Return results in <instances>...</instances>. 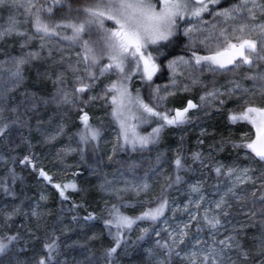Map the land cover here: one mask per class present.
<instances>
[{
    "label": "rangeland",
    "instance_id": "obj_1",
    "mask_svg": "<svg viewBox=\"0 0 264 264\" xmlns=\"http://www.w3.org/2000/svg\"><path fill=\"white\" fill-rule=\"evenodd\" d=\"M43 1V4L49 2ZM26 2L27 0L24 1ZM95 2L96 0L91 5ZM238 2L239 0L234 4ZM260 2L261 0H257V4ZM229 6L222 3L217 7ZM256 12L254 9L255 19L247 20L249 26L264 23V19L259 18ZM82 14L84 18V13ZM240 16L247 18V11L240 13L236 20L229 21L240 24ZM215 19L217 17L205 13L203 22L194 19L178 22L176 35L184 39L183 46L187 47V51L169 60L184 56L191 61L192 66L178 63L173 70L167 67L169 60H165L163 66L169 87L180 91V87L182 88L179 96L185 97L184 103L174 109L168 107L165 104L167 90L162 86L154 87L155 103L163 109L160 112H166L170 118L177 109L185 108L188 101L198 107L189 110L188 119L183 124H165L154 137V142L144 147L137 144L135 148L130 145L121 147L122 141L117 139L120 127L111 115L113 106L110 97L113 93L104 96L105 86L116 81L117 76L114 73L106 74L86 94H73V88L77 86L74 77L84 75V63L81 61L76 64L77 53L81 52L79 45L63 39L64 36L72 35L71 29H59L61 36L45 37L43 41L36 37L38 44L46 46L57 42L54 54L67 53L80 69L79 73L69 69L65 71L67 78L64 76V87L70 93L69 99L85 108L89 124L100 130V136L97 140H92L96 154L91 153V159L87 157V163L80 164L77 159L83 155L86 144L80 141L79 135L83 129L80 120L83 113L78 114L79 127L75 128L71 124L73 117L69 112V106L73 103L57 107L51 102L60 87L53 80L60 72L50 75L49 81L54 88L49 90L48 96H41L43 92L34 90L26 94L22 100L24 103L17 107V114H22V123L11 125L8 143L0 144V147L8 150V154L0 153V239L7 243V237H19L0 253V264H37L41 258H45L47 264H190L188 257L192 252L198 254L197 264H202V255L209 248H215L218 253L223 249L222 264H232L233 261L236 264H264V255H261L264 251V211L257 209L255 205L256 196H264V162L249 158L245 149L232 146L233 141L240 143L245 134L254 135L252 127L245 122L230 124L228 121L229 113L241 111L245 106L244 101H247L242 98L238 100L237 94L246 96L248 100L262 96L261 84L264 81L248 77L264 74V65L256 61L258 67L241 65L233 68L229 65L227 69L216 68L214 71H210L206 64L196 66L192 59L193 51L198 55L210 54H203L202 49L198 52L197 34L205 31L207 25ZM192 24H198L201 29L189 34L195 41L194 45L189 36L184 35V29ZM104 26L112 28L115 25L112 21L105 20ZM16 28L22 31L19 24H16ZM101 35L102 30L93 25L90 38L98 40ZM256 36H259L258 32ZM84 39H89L88 33L84 34ZM102 63H107V59ZM193 73L203 74L208 81L195 86L191 82ZM142 80L140 74H137L128 81V88L133 96L139 94L138 87ZM236 83L240 84L241 89L233 94V104L221 106L217 99L207 97V93L218 89L225 94L219 99L227 102L228 90ZM243 89L250 91L244 93ZM98 90L102 93L100 97L97 96ZM32 94L49 103L38 102L35 109L26 110V105L31 106L29 98ZM90 96L98 97L99 101L95 99L84 104L83 101ZM201 97H206L207 102L202 101ZM262 100V104L255 105L264 106V99ZM10 109L9 106L5 108L4 115L15 118ZM38 110L41 111L40 114L37 113ZM136 114L140 115V112ZM62 117L68 120L67 127H62V130L65 128L64 133L57 131L60 126L57 120ZM128 123L135 127L139 136H149L154 128L164 122L157 117H148L146 120L129 119ZM175 133L179 137L175 138ZM175 139L179 140L176 142ZM64 142L65 145L62 146ZM197 153L199 159H194V154ZM113 154L118 160L112 161ZM25 157H29L31 163H21ZM177 158L183 164L180 169L175 165ZM217 167L222 169L220 174L215 171ZM230 168L236 171L228 175ZM242 169L249 171L245 174ZM41 170L51 177V181L40 175ZM177 176L181 180L177 183V190L168 196L163 214L156 220L136 219L159 205L156 203L153 207L151 204L161 191L169 188L171 181L176 180ZM57 184L62 188L66 184H74L75 188L65 189L67 199H64L60 195V189L55 187ZM194 185L199 188L197 192L192 191ZM221 197L227 203L223 209H217L216 202ZM197 202L199 208L196 207ZM113 205H117L120 212L134 219L135 223L131 229L122 233L120 246L108 257L107 250L116 246V229L105 223L111 218L109 211ZM33 210L36 215H33ZM225 210L227 215L223 214ZM206 213L209 217L216 216L220 220L215 229L206 226ZM89 216L93 218L88 219ZM185 225L188 227L185 228ZM146 227L150 231L148 234L143 231ZM249 228L252 229L250 234ZM182 232L187 235H182ZM101 234L108 241L107 247L93 250L89 245L91 238H99ZM128 237L133 242L129 249L123 243ZM229 237L232 239L228 240ZM181 239L183 243H179ZM53 240L56 248L51 254L52 258L47 260L49 253L44 245ZM221 240L228 241L231 247L220 245ZM243 253L247 255L244 256Z\"/></svg>",
    "mask_w": 264,
    "mask_h": 264
},
{
    "label": "snow or ice",
    "instance_id": "obj_2",
    "mask_svg": "<svg viewBox=\"0 0 264 264\" xmlns=\"http://www.w3.org/2000/svg\"><path fill=\"white\" fill-rule=\"evenodd\" d=\"M17 2L18 0H0V7L17 5ZM27 3L28 7L26 12L31 17V23L35 29L34 33H30L27 30L18 31L16 28L17 21L10 17L9 27L0 30V40L16 35L25 38L22 46H26L37 36L43 41L45 37L61 36L59 29H71L72 35L64 36L63 39L71 41L72 44L79 45L81 52L77 53L78 60L76 64H79L81 61L84 63V75H75L74 77V82L77 86L73 88V94L89 92L95 85V82L106 74L114 73L117 76L116 81H112L105 86L104 96L107 97L108 93H113L110 97V103L113 106L111 115L120 127V133L117 139L122 141L121 147L130 145L135 148L137 144L144 147L154 142V137L159 134L160 129L165 124H183L188 119L187 113L189 110L198 107L192 101H188L185 108L182 110L177 109L175 115L170 118L166 112L156 111L153 106L144 103L138 93L136 96H133L128 88V81L137 74H140L141 79L151 81L153 76L160 70L161 65L157 61L160 56L165 55L163 48L167 47L176 35L179 21H191L194 19L198 22H203V15L208 13L214 18H223V23L227 24L229 20H236L240 13L247 11L248 17L240 16L239 18L242 22L238 26H232L231 31H229L228 27L213 24L211 30H208V35L199 40V43L204 44L210 54L198 55L193 51L192 59L195 61L196 66L206 64L210 71H214L216 68L227 69L229 65H232L233 68L241 65L255 67L256 61H264V23L252 26H249L247 23V20L255 19L254 9L259 8L264 12V4H257V0H239L238 3L223 8L217 7L223 3V0H96L92 5L75 10L84 13L82 20L74 21L72 19H66L59 22L46 19L45 14L51 17L54 8H62L65 6L68 8V12L71 13L73 8L67 0H49L45 4H40L39 0H27ZM250 4L251 7H249ZM105 20L112 21L115 26L105 28ZM93 25H96L98 29L102 30V35L98 40H92L90 38ZM195 31H201L198 24H192L190 27L184 29V35L189 36V40L193 45L195 41L189 34ZM237 32L240 33L239 36L236 35ZM252 32H258L259 38L251 39ZM85 33L89 34V39H84ZM233 39L236 40L235 43L232 42ZM212 41L215 42L214 46L211 43ZM43 47L44 44L42 43L41 48ZM38 56L39 53L30 51L21 57H13L11 58L13 67L8 69L10 75L7 80L4 79L3 75H0V85H9V87H3L0 90V136H3L9 130L11 125L22 123V114H17V107L9 110L15 118L4 115V104L7 100L6 94L18 87L23 81V66L30 63L31 60L38 58ZM105 58L107 59V63H102ZM178 63L192 66L190 60L185 59L184 56H180L169 60L167 67L175 70V66ZM68 69L74 73L80 72V69L75 64H69ZM39 75L44 77L48 74L45 72ZM248 78L264 81V74H258ZM53 83L60 85V87L51 98V102L55 103L57 107L63 104H74V101L69 99L70 93L64 87L66 83L64 73L58 74L56 79L53 80ZM240 89V84L236 83L232 89L228 90L227 95L231 98ZM158 91L159 89H157ZM249 91V89H243L244 93ZM223 95L225 94L221 93L218 89L207 93V97L217 99L221 106L226 103L225 100L219 99ZM261 95H264V83L261 84ZM97 98L90 96L83 103L87 104L90 100ZM29 99L31 106L28 107L26 105V110L29 111L35 109L38 102L44 104L49 103L48 100L37 97L35 94H32ZM201 100L207 102L206 97H201ZM22 103L24 102L22 101ZM133 109H136V111H133ZM81 112H83V109H81ZM136 112H140V115H137ZM148 117H157L164 123L154 128L149 136H139L135 132V127L131 126L128 121L129 119L146 120ZM80 120L83 124V129L79 134L80 141L82 143H88L90 140H97L100 136V130L89 124V117L86 112H83ZM228 121L230 124L245 122L252 127L254 135L249 136V134H245L241 138L240 143L233 141L232 146L236 149L243 148L246 150V156L264 162V106L248 104L246 101L241 111H231L229 113ZM57 131H62V126H58ZM193 158L199 159V154H194ZM21 163H31V160L29 157H25ZM175 165L177 169L183 167L180 158L175 160ZM221 170V167L215 169L217 174H220ZM235 171V169H228V175L233 174ZM241 171L247 174L249 169H242ZM40 175L46 180L51 181V177L43 170L40 171ZM237 179L239 180V177ZM180 180L181 177L177 176L175 182L178 183ZM55 187L60 189L61 197L67 199L64 190L69 187L75 188V185L66 184L62 188L61 185L57 184ZM198 190V186L194 185L192 187L193 192H197ZM229 191L231 192L232 189H229ZM260 199L264 200V196H261ZM226 203L227 201L224 197H221L216 202V208L223 209ZM166 204L167 201L163 200L156 208L149 209L136 219L150 218L156 220L163 214ZM199 206L197 202L196 207L199 208ZM261 211H264V208ZM36 214L35 210H33V215ZM223 214L227 215V211L225 210ZM253 215H255V212H253ZM109 216L111 218L105 222L106 226L116 229L114 237L116 246L107 250V256L111 257L120 246L122 230L131 229L135 221L123 215L117 205L112 206L109 211ZM92 218V216L88 217V219ZM204 220L206 226L210 229H215L220 224V220L216 216L209 217L207 213L204 216ZM187 227L188 225H185V228ZM143 231L147 233L148 230L143 229ZM182 235H187V233L182 232ZM18 238V236L7 237V243L0 239V253L4 252L8 245ZM231 239V237L228 238V240ZM183 242V239L179 241V243ZM219 244L225 246V248L231 247L226 240L219 241ZM44 247L49 253L47 260H50L52 258L51 254L56 248L55 240L51 243H46ZM222 252L223 249L218 253L215 248H209L207 253L202 255V264H208L209 261H211V264H222ZM243 255L246 256L247 253H243ZM261 255H264V251L261 252ZM188 259L190 260V264H197L198 254L192 252ZM37 264H47V261L45 258H41L37 261ZM232 264H236V262L233 261Z\"/></svg>",
    "mask_w": 264,
    "mask_h": 264
},
{
    "label": "trees",
    "instance_id": "obj_3",
    "mask_svg": "<svg viewBox=\"0 0 264 264\" xmlns=\"http://www.w3.org/2000/svg\"><path fill=\"white\" fill-rule=\"evenodd\" d=\"M24 1L25 0L18 1L17 5L0 7V26H1L0 30L6 29L7 26L10 25V17H11L17 21V24L22 26V31L27 30L30 33H34L35 29L32 26L31 17H29L27 12H26V9L28 7V3L27 2L24 3ZM94 1L95 0H67V2L69 4H71V6L73 8V11L71 13L68 12L67 6L62 7V8L57 7V8H54L51 17H48L47 14H45V18L50 19L51 21H56V22L66 20V19H72L74 21L82 20L83 19V14H82L83 12L82 11L77 12L75 10L76 9H82L84 6L91 5V3ZM236 1L237 0H224L223 5H225V4L226 5H232ZM39 2H40V4L44 3L43 0H39ZM259 4H264V0H261V2ZM33 11H34V9H33ZM256 11H257L256 13L259 16V18L264 19V12H262L259 8H256ZM213 24H218V26H222V27H228L229 31L232 30V26H234V25L238 26L239 25L238 23H235L234 21H228L227 24H224L223 18L217 17V19L213 20L209 26L207 25V28H205V31L199 32L197 34L198 35L197 36L198 41H197L196 47H197L198 52H200V49H202L203 54L209 53L206 50L204 44L199 43V40L202 39L204 36L208 35V30H211V26ZM236 35L239 36L240 33L237 32ZM250 38L251 39H258L259 36H256V32H252ZM24 39H25L24 37L12 35L10 37H6L4 40H0V65H2V67H0V75H3L5 80H7L8 76L10 75V73L8 72V69L13 67V65L11 63V58L21 57L30 51L39 53L38 58L31 60L30 63L23 66V73H22L23 74V81L19 84L18 87L14 88L12 91H10L6 94L7 100H6V103L4 104L5 108H7L8 106L13 108V107H18V106L22 105V100L24 99L26 94L33 91V90L43 92V94L41 96H48L49 90H52L54 88L53 86H51V83L49 81L50 75H52V74L57 75L58 72L61 73L63 71L65 78H67L65 71L68 69L69 64H74V62L67 56V53H65V52L61 53L60 52L58 55L54 54L55 53L54 48L58 47L57 42H55V41L51 42L50 43V44H52L51 46H46L44 44V47L41 48V44H38V40L36 38L32 39L26 46H22ZM20 42H22V43L20 44ZM183 42H184V39L181 36H179V35L174 36L171 40V43H169L167 45V47L163 48L165 55L160 56V58L157 61L161 65L160 70L157 72V74L154 76V78H152L151 81L142 80L140 82V86L138 87L139 96L143 99V101L146 104L153 106L155 108V110H157V111H162L163 109H161L157 105V103H155V101H154L153 93H154V87L155 86H162L163 88H165V90H167L168 93H166L167 99H165V104L168 107H171L172 109H174L175 107H177V105H179V104L181 105L185 101L184 96L183 97L179 96L180 92L183 91L181 87H180L181 91L176 90L173 87H169L168 82L166 81V78H165L166 70L163 66L165 60H169L171 57L176 56V55H180L181 53H183V51L184 52L187 51L186 50L187 47L183 46ZM232 42H236V40L233 39ZM211 43L214 46L215 42L212 41ZM50 52H51V54H49ZM188 55H189V51H188ZM259 62L263 63V65H264V61H259ZM256 66L258 67V64ZM45 72L48 74L47 76L41 77L39 75L40 73H45ZM191 77H192L191 82H193L195 86H198V85L200 86V84L202 85L208 81L207 78H205L204 75L200 74V73H193V75ZM38 78H40V80ZM3 87H9V85H6V84L0 85V90H2ZM169 89H171V90H169ZM169 93H171V94H169ZM85 94H86V92H85ZM101 94H102L101 91L98 90L97 96L100 97ZM237 95L239 96V98H237L238 100L242 98L244 100H247L248 103L254 102V104H259V103L262 104V102H263L262 98L264 99V95L261 96L262 98L255 96L253 98V100H248L246 98V96L241 95V94H237ZM185 96H187V95H185ZM97 100L99 101V98H97ZM227 100L228 101L225 103L226 105L228 103L233 104V102L235 101V95L231 96V98H229ZM244 102H246V101H244ZM81 109H83V112L86 111V110H84L85 108L81 107L80 105L75 104V102L73 105L69 106V112H71V115L73 117L71 124H73V126L75 128L79 127L77 118H78V114L83 113V112H81ZM40 112H41L40 110L37 111L38 114H40ZM67 122H68V120L66 119V117L65 118L62 117L59 120H57V123H59V125L62 127H65L67 125ZM70 126H72V125H70ZM65 128L63 130H65ZM68 129H69V127H68ZM10 130H12V129L9 128L8 131L10 132ZM63 130H62V133H64ZM37 135H38V133H37ZM1 137L2 136H0V143H1ZM9 137H11V135ZM176 137H179V135H177V133H175V138ZM9 139L6 140V143H8ZM71 139L72 138H69V140H71ZM179 139H177V140H179ZM177 140H176V142H177ZM61 145L64 146L65 142L62 143ZM91 153H94V155L96 154V148H95V145H94L92 140H90L88 143L85 144V150L83 152V155L81 156L80 159H77V161L80 164L81 163L85 164V162L87 163V157L88 158L90 157V159H91ZM113 160H118V158L116 157L115 154L112 155V161ZM170 180H171V178L169 180H167L168 181L167 184L170 182ZM165 186H164V188H165ZM177 188H178L177 182H175V180H172L170 185H169V188L161 191L160 194L158 195V197L153 201V203L151 205L153 207H155L156 203L160 204L161 201H163V200L167 201L168 196L170 194L174 193V191H176ZM259 199H260V195L256 196L255 205H256L257 209L261 210L262 208H264V201H260ZM131 214H133V213H131ZM146 229H147V227H146ZM125 231H126V229H123L122 233ZM149 232L150 231H148L147 234ZM251 232H252V229L249 228L248 233L250 234ZM249 236L250 235H248V237ZM121 237H122V235H121ZM91 240L92 241L89 243V245L93 250L101 249V247H107L108 241H107V239H105L103 237L102 234L99 238L94 237V238H91ZM123 243L127 244L126 245L127 249H129L133 245V242L129 237L126 238L125 242H123ZM130 258H132V256H130Z\"/></svg>",
    "mask_w": 264,
    "mask_h": 264
},
{
    "label": "built area",
    "instance_id": "obj_4",
    "mask_svg": "<svg viewBox=\"0 0 264 264\" xmlns=\"http://www.w3.org/2000/svg\"><path fill=\"white\" fill-rule=\"evenodd\" d=\"M9 133H10V132L7 131V132L1 137V143H0V144H4V143L6 142L8 136H9ZM0 153H1V154H8V150H7V148L1 146V147H0ZM16 167L18 168L19 165L17 164Z\"/></svg>",
    "mask_w": 264,
    "mask_h": 264
},
{
    "label": "bare ground",
    "instance_id": "obj_5",
    "mask_svg": "<svg viewBox=\"0 0 264 264\" xmlns=\"http://www.w3.org/2000/svg\"><path fill=\"white\" fill-rule=\"evenodd\" d=\"M62 238H63V237H62ZM51 239H52V238H51ZM51 239H50V240H51Z\"/></svg>",
    "mask_w": 264,
    "mask_h": 264
}]
</instances>
